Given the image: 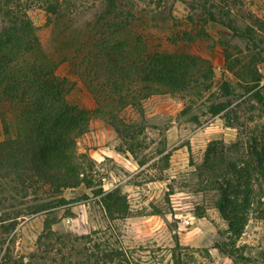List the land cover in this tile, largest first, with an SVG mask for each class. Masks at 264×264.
I'll return each mask as SVG.
<instances>
[{
    "label": "rangeland",
    "instance_id": "rangeland-1",
    "mask_svg": "<svg viewBox=\"0 0 264 264\" xmlns=\"http://www.w3.org/2000/svg\"><path fill=\"white\" fill-rule=\"evenodd\" d=\"M239 1L231 16L235 33L210 22L203 13L218 0L120 1L122 8L136 13L135 30L143 40L163 51H184L209 60L211 89L187 97L154 95L142 103V112L124 109L120 115L134 127L129 139L120 138L111 126L93 117L88 132L77 142L78 152L89 159L85 177L90 184L63 192V197L75 202L69 212L59 211L51 228L71 240L88 238L65 246L52 241L46 254L37 243L45 216L19 218L12 230L0 227V264H67L68 259L73 264H173L176 238L183 249V264H240L217 249L228 241L227 224L215 206L217 194L198 175L209 143H219L234 156L252 138L264 136V103L253 98L264 86V29L257 26L258 21L264 23V0ZM105 2L68 0L72 31L83 32ZM28 14L44 51L55 56L47 14L39 9ZM253 71L260 79L257 85L249 82ZM57 74L75 83L71 101L94 108L93 97L68 65H61ZM225 85L231 96L224 92ZM212 104L226 107L217 115L206 113ZM129 144L133 155L127 151ZM99 191H114L124 198L127 216L108 218L101 196H96ZM22 194L15 182L0 175V216L24 213L32 196L28 193L20 202ZM233 250L243 264H264V187L256 189L244 232ZM110 253L117 255L110 258Z\"/></svg>",
    "mask_w": 264,
    "mask_h": 264
},
{
    "label": "trees",
    "instance_id": "trees-1",
    "mask_svg": "<svg viewBox=\"0 0 264 264\" xmlns=\"http://www.w3.org/2000/svg\"><path fill=\"white\" fill-rule=\"evenodd\" d=\"M120 1L106 0L104 9L80 33L72 31L73 13L68 0H0V175L10 178L24 193L20 202L28 193L32 196L24 213L1 215L0 227L12 230L19 218L45 216L37 243L46 254L52 241L65 246L78 238H88L71 240L51 228L58 221L59 211L69 212L75 202L63 197V192L90 184L85 177L89 159L78 152L77 142L88 132L91 119L99 117L120 138L129 139L134 127L120 115L124 109L142 112V103L151 96L202 95L212 86L213 66L209 60L184 51H163L143 40L135 30L136 13L122 8ZM240 3L218 0L213 9H204L203 13L210 22L235 33L231 16ZM33 9L44 11L52 25L53 57L40 43L28 14ZM257 26L264 29L261 21ZM63 64L93 97L92 110L70 100L75 83L57 74ZM227 68L233 71L232 66ZM249 75L250 83L260 82L255 71ZM223 89L231 96L228 86ZM253 98L264 103V86ZM225 107L212 104L206 107V113L217 115ZM127 151L134 154L131 144ZM233 154L217 142L209 143L198 175L202 184L217 194L215 206L227 224L228 241L217 245V249L243 264L233 249L244 232L256 189L264 187V136L252 138L247 148ZM96 196H101L99 201L108 218L127 216V204L116 192L99 191ZM182 250L176 238L173 264H183ZM116 253L108 256L113 258ZM67 264H73L71 259Z\"/></svg>",
    "mask_w": 264,
    "mask_h": 264
}]
</instances>
